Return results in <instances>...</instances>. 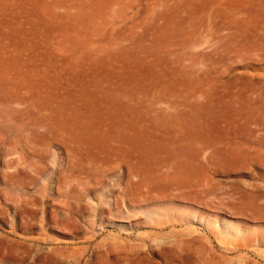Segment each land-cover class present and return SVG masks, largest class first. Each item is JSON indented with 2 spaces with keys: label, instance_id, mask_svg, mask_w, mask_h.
Returning <instances> with one entry per match:
<instances>
[{
  "label": "rangeland",
  "instance_id": "374dc122",
  "mask_svg": "<svg viewBox=\"0 0 264 264\" xmlns=\"http://www.w3.org/2000/svg\"><path fill=\"white\" fill-rule=\"evenodd\" d=\"M0 264H264V0H0Z\"/></svg>",
  "mask_w": 264,
  "mask_h": 264
}]
</instances>
